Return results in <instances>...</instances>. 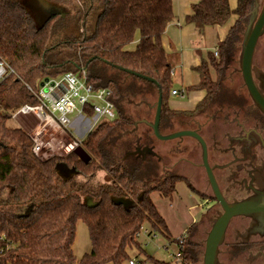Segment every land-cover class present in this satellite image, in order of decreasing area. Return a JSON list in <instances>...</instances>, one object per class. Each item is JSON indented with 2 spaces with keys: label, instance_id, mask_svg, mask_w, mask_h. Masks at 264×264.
Here are the masks:
<instances>
[{
  "label": "trees",
  "instance_id": "1",
  "mask_svg": "<svg viewBox=\"0 0 264 264\" xmlns=\"http://www.w3.org/2000/svg\"><path fill=\"white\" fill-rule=\"evenodd\" d=\"M52 1L66 8L64 15L52 13L36 25L22 3L0 0V60L12 68L0 81V264H126L132 251L149 264H170L146 254L136 234L148 221L152 232L171 238L151 193L171 197L178 178L166 173L144 178L139 165L129 161L131 156L123 159V152L111 141L132 123L125 105L118 103L115 118L100 122L82 139L81 146L90 156L88 163L73 152L46 158L36 155L30 134L9 120L22 105L38 102L36 93L45 78L67 71L83 69L89 83L109 86L112 95H119L117 80L102 83L101 76L91 72L95 59L154 78L157 85L144 81L156 87L155 99L161 93L160 123L167 113L205 112L217 103L220 78L241 43L255 0H236L233 9L228 0H198L185 16L197 35L236 16L225 38L217 43V54L208 52L192 68L198 82L187 89L202 90L204 95L190 111L171 110L167 105L173 64L161 36L174 19L172 0ZM70 23L76 24L75 35L67 27ZM63 47L72 51L69 59L46 61L51 50ZM57 162L74 167L79 175L63 179L55 170ZM98 170L106 172L107 182L92 180ZM119 197L132 204H114L112 199ZM77 220L86 225L91 243L90 252L79 259L73 252ZM193 230L190 224L182 237V264H202V243L191 239Z\"/></svg>",
  "mask_w": 264,
  "mask_h": 264
},
{
  "label": "rangeland",
  "instance_id": "2",
  "mask_svg": "<svg viewBox=\"0 0 264 264\" xmlns=\"http://www.w3.org/2000/svg\"><path fill=\"white\" fill-rule=\"evenodd\" d=\"M22 3L30 16L34 20L36 25H41L49 15L55 12L66 11V8L62 4H59L52 0H17ZM258 3L257 12H260L264 4V0H256ZM62 15L64 13L62 12ZM68 29H71L73 34H76V24L70 23L67 25ZM214 27H207L205 29V34H198V40L195 43L196 46L200 48L201 57H207L208 52H213L214 46L216 45V36H215ZM240 51L241 47L238 44L233 51V56L229 60L227 69L222 74L220 78L221 81V91L217 97V103H214L211 107L215 108L218 104H225L228 101L233 104L240 106L238 109L247 110L248 104L252 102L246 88L243 84L239 60H240ZM72 55V51L68 48H59L51 50L47 56L46 61L49 63H56L61 60L69 59ZM170 62L175 66H181L180 71H176L173 76L172 88L181 92L184 87L192 85L195 80V74L192 72V69L188 67L189 59H184L183 54L180 50L173 48L169 54ZM264 58V33L259 38L253 59L261 61ZM194 60H191L193 63ZM90 69L92 73H98L101 78V82L104 83L108 79L117 80L119 82L120 94L112 95L111 100L114 104L115 110L116 105H125L124 111L132 119L133 123L138 122L139 120L153 119V110H149L148 106L156 101L155 93L156 87L147 83L146 81L141 80L137 77L127 75L126 72L119 70L115 67L106 65L100 60H93L90 64ZM214 77V71L212 72ZM195 95H198V91L188 92L185 98H179L177 96L169 95L167 99V105L171 109L181 108L184 101H189L193 99ZM155 100V101H154ZM253 103V102H252ZM210 107V108H211ZM168 117L169 114L167 113ZM69 118L73 120L75 114H70ZM163 122V121H162ZM159 124L160 134H168L176 130H181L182 125L178 124L177 121H173L172 125L163 123ZM37 121L31 116H13L9 120V124L12 126L23 127L27 132H32V129L36 126ZM86 128L80 126L77 123H74L71 127L74 137L77 139L84 138L86 135V130L91 124L92 120L86 121ZM95 126H91L93 129ZM127 128H133L131 125ZM136 131L141 137V144L143 145L142 152L137 153L136 156L129 157V161L139 165L141 168L142 175L144 178H158L164 175L166 162L165 154L166 150L170 144H173L176 140H160L155 137L151 131L148 130L145 123L138 122ZM64 136L63 133L55 132L52 133L48 131L46 133H41L40 138L44 141L52 139V144L45 143L42 146V156H64L62 148L59 141H55V137ZM72 138V136H71ZM186 140H190L191 144L193 142L190 138L185 137ZM68 139H64V143L68 142ZM113 144L122 143L123 141L117 138H112L111 141ZM57 143V144H56ZM56 144V146L54 145ZM195 145V144H194ZM82 147L81 145H79ZM196 146V145H195ZM121 151L122 147L119 146ZM129 156V155H128ZM126 156L125 158H127ZM104 170H98L97 173L92 177V180H106L104 175ZM151 198L158 208L159 213L166 220L168 229L171 234L170 239H166L159 233H154L151 231L148 221H145L142 225V230L137 237L142 247L144 248L146 254L153 255L155 258L170 262V264H176L174 254L178 250L176 239L184 234V230L190 224L193 225V235L192 240L202 243V251L204 246V240L206 234L210 228V225L213 219L217 216L218 211L214 212L213 208L210 207L206 202L199 196L196 190L190 188V185L186 181L181 180L177 181L175 185V191L171 197L163 198L158 193H151ZM235 222V220H234ZM147 229L149 233H144L143 230ZM229 240V235L226 236L225 240ZM225 245L220 246L218 255V264H236L235 262H230L226 256ZM91 243L89 238V233L86 225L81 221L77 220L75 224V238L73 241V252L77 259H79L83 254L90 252ZM131 256H137L143 258V255H137L136 252L132 251ZM240 260V259H239ZM242 261V260H241Z\"/></svg>",
  "mask_w": 264,
  "mask_h": 264
},
{
  "label": "flooded vegetation",
  "instance_id": "3",
  "mask_svg": "<svg viewBox=\"0 0 264 264\" xmlns=\"http://www.w3.org/2000/svg\"><path fill=\"white\" fill-rule=\"evenodd\" d=\"M252 75L264 95V58L261 61L252 60ZM229 101L198 114H169L162 123L172 125L173 121H177L182 125L181 130H195L204 139L207 162L219 193L227 202L264 200V114L252 102L243 111ZM147 106L154 111L153 107ZM131 126L134 127L133 121ZM132 129L127 128L116 136L123 141L114 144L117 149L122 147L123 159L128 155L136 156V152L140 153L143 149L139 133L136 130L130 132ZM125 131L128 133H123ZM188 138L196 146L185 137L176 138L169 145L164 173L176 176L178 181H186L219 214L221 206L215 199L203 167L200 145L194 138ZM104 175L106 177V172ZM98 182H107V178ZM228 235L229 240H225ZM222 245L227 247L226 256L230 262L264 264V214L233 217L226 227Z\"/></svg>",
  "mask_w": 264,
  "mask_h": 264
},
{
  "label": "built area",
  "instance_id": "4",
  "mask_svg": "<svg viewBox=\"0 0 264 264\" xmlns=\"http://www.w3.org/2000/svg\"><path fill=\"white\" fill-rule=\"evenodd\" d=\"M216 50L214 55H216ZM12 72V68L4 60H0V81ZM47 79V80H45ZM43 84L39 86L36 93V104L22 105L13 116H31L37 123L32 132H28L33 140L32 151L36 155L42 156V146L47 143L52 144V139L44 141L40 138L41 133L51 131L60 132L64 136L55 137L59 141L64 154L73 152L81 145V141L74 137L71 127L74 123L86 128V121L92 120L91 126H97L104 120H112L116 116V110L111 100L112 89L109 86H96L87 81L86 72L81 69L79 72L67 71L54 77L45 78ZM170 95H181L176 89L170 91ZM88 112L91 115H88ZM70 114H75L71 120ZM12 116V117H13ZM91 126L86 130L90 131ZM94 127V128H95ZM72 136V138H71ZM64 139L69 141L64 143ZM57 144V143H56ZM56 144H54L56 146ZM46 158V157H43ZM140 231L136 234L139 236ZM144 233H149L147 229ZM182 237L177 238L178 250L174 254L176 264H182ZM126 264H149L141 257L132 256Z\"/></svg>",
  "mask_w": 264,
  "mask_h": 264
},
{
  "label": "water",
  "instance_id": "5",
  "mask_svg": "<svg viewBox=\"0 0 264 264\" xmlns=\"http://www.w3.org/2000/svg\"><path fill=\"white\" fill-rule=\"evenodd\" d=\"M257 6L258 3L255 0L254 8L250 12L247 22L244 26V30L242 32L241 43H240L241 51H240L239 68H240L242 81L246 88L248 96L252 100L253 104L259 109V111L264 114V95L259 91L252 75L253 55L255 52L257 42L264 33V4L260 12H257ZM112 66L128 74L152 82L155 85L158 84L157 81L150 76L140 74L138 72L132 71L130 69L124 68L119 65L113 64ZM42 84L43 82L40 83V85ZM161 103H162V98H161V93L159 92L156 101L152 105H150L151 107L154 108L153 119L151 121L143 119V120H139L138 122L145 123V125L151 129L153 135L159 138L160 140H171L182 137H192L199 143L201 148V159H202L203 167L206 171V175L211 185L215 199L219 202L221 206V212L213 219L204 240L202 264H218L219 247L224 240L225 230L229 221L233 217L239 215L264 214V200L247 199L232 203L227 202L219 193V190L215 183V179L207 162V145L204 139L195 130H191V129L177 130L168 134H160L159 122L161 116ZM138 122L133 123L134 127L132 130H130V132H133L137 129ZM123 133L126 134L128 133V131H125ZM262 146H264L263 143ZM73 153L84 163H88L90 161V156L80 146L75 148L73 150ZM55 170L63 179H69L79 174V171H77L74 167H69L64 162H57L55 164ZM112 201L114 204L122 205L124 207L132 203L131 200L124 199L121 197L113 198ZM89 205L93 206L95 205V203L89 202Z\"/></svg>",
  "mask_w": 264,
  "mask_h": 264
},
{
  "label": "crops",
  "instance_id": "6",
  "mask_svg": "<svg viewBox=\"0 0 264 264\" xmlns=\"http://www.w3.org/2000/svg\"><path fill=\"white\" fill-rule=\"evenodd\" d=\"M197 1L198 0H172V10H173L174 19L167 25L164 33L161 36V45L164 48L166 54H169V52H171L173 48L180 50L183 54L184 59L187 58L189 59L187 63H188V67H190L191 69L199 63L201 58V56H199L200 48L195 45L199 36L197 35L194 27L186 22L185 16L191 13L192 5ZM228 2L231 9H233L236 6V0H228ZM235 19L236 16L231 15L225 24L214 27L215 36L217 39L216 45L213 47L214 50H216L217 43L225 38L228 29L234 23ZM136 41L137 40L135 39V41L131 43L130 45L131 48L135 46ZM191 60H194L193 63H191ZM180 67L181 66L173 65V76L175 75L176 71H180L181 69ZM192 72L195 74L196 77L195 82L192 84L194 85L198 82V76L193 70ZM187 87L188 86L184 87L183 90H181V95H174V96H177L179 98H185L187 93L192 91L187 89ZM193 91H198V95H195L193 99L189 101H184L182 103L183 106L181 108H176V109L171 108V110H175V111L192 110L195 107L196 103L204 95V92L202 90L193 89Z\"/></svg>",
  "mask_w": 264,
  "mask_h": 264
}]
</instances>
